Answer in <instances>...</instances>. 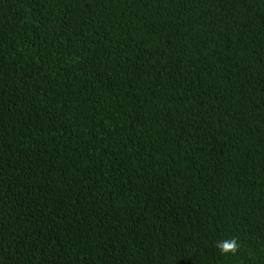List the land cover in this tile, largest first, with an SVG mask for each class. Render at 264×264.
<instances>
[{"label":"trees","instance_id":"16d2710c","mask_svg":"<svg viewBox=\"0 0 264 264\" xmlns=\"http://www.w3.org/2000/svg\"><path fill=\"white\" fill-rule=\"evenodd\" d=\"M0 264H264V0H0Z\"/></svg>","mask_w":264,"mask_h":264},{"label":"clouds","instance_id":"9594fccd","mask_svg":"<svg viewBox=\"0 0 264 264\" xmlns=\"http://www.w3.org/2000/svg\"><path fill=\"white\" fill-rule=\"evenodd\" d=\"M216 246L221 250L222 253H235L237 248V242L235 239H233L230 243L218 241Z\"/></svg>","mask_w":264,"mask_h":264}]
</instances>
